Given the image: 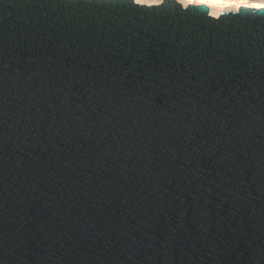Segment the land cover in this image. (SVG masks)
Segmentation results:
<instances>
[{"label": "water", "instance_id": "1", "mask_svg": "<svg viewBox=\"0 0 264 264\" xmlns=\"http://www.w3.org/2000/svg\"><path fill=\"white\" fill-rule=\"evenodd\" d=\"M0 264H264V10L0 0Z\"/></svg>", "mask_w": 264, "mask_h": 264}, {"label": "snow or ice", "instance_id": "2", "mask_svg": "<svg viewBox=\"0 0 264 264\" xmlns=\"http://www.w3.org/2000/svg\"><path fill=\"white\" fill-rule=\"evenodd\" d=\"M131 3L141 5L147 0H130ZM163 0H153V3L158 5ZM178 3L184 4L185 7L196 5L198 7H207L212 9L209 15L218 20L222 15L227 13L239 14L242 9H255L257 11L264 10V0L256 3L255 0H177Z\"/></svg>", "mask_w": 264, "mask_h": 264}, {"label": "bare ground", "instance_id": "3", "mask_svg": "<svg viewBox=\"0 0 264 264\" xmlns=\"http://www.w3.org/2000/svg\"><path fill=\"white\" fill-rule=\"evenodd\" d=\"M176 1H177V0H176ZM255 2H256V3H260L261 0H255ZM144 4L153 5L154 3H153V0H147V2L144 3ZM182 5L185 7L184 4H182ZM210 11H212V9H209V12H210Z\"/></svg>", "mask_w": 264, "mask_h": 264}, {"label": "clouds", "instance_id": "4", "mask_svg": "<svg viewBox=\"0 0 264 264\" xmlns=\"http://www.w3.org/2000/svg\"><path fill=\"white\" fill-rule=\"evenodd\" d=\"M258 4V3H257Z\"/></svg>", "mask_w": 264, "mask_h": 264}]
</instances>
